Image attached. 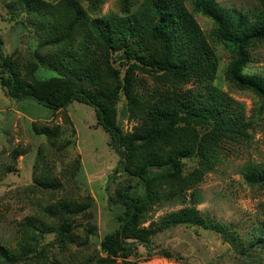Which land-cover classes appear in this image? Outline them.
I'll return each instance as SVG.
<instances>
[{
	"label": "trees",
	"instance_id": "1",
	"mask_svg": "<svg viewBox=\"0 0 264 264\" xmlns=\"http://www.w3.org/2000/svg\"><path fill=\"white\" fill-rule=\"evenodd\" d=\"M120 2L121 14L102 15L96 12L102 0H14L11 14L14 18L26 15L37 43L32 55L35 63L26 75H20L16 63L3 54L0 35V87L6 96L30 100L51 111L64 110L72 102L92 107L96 126L108 135V146L118 156L110 181L123 174L135 180L133 185L120 184L109 197L108 202L119 210L118 226L98 243L101 255L97 252L85 258L84 264H137L139 246L148 259L155 254L157 234L182 226L219 234L242 256L241 264H264L259 255L264 252V227L251 233L245 248L235 232L200 215L195 208L197 190L189 194L190 206L159 223L150 217L155 206L184 203L186 191L216 164L223 142L247 139L251 125L214 84L219 57L195 14L211 20V43H223L232 54L225 71L227 82L252 93L261 113L264 77L249 76L244 70L249 48L264 43V0H256L258 11L251 16L224 9L215 0H193L191 10L184 0ZM138 75L151 79L155 86H148ZM120 98L125 101L126 120L134 122L129 131L117 120ZM36 133L44 135L51 146L64 134L58 127ZM70 145L65 140L59 147ZM186 161H195L197 168L185 174ZM46 170L34 178L35 184L58 189L59 180ZM241 173L248 184L264 187V163L245 166ZM93 202L87 194L81 201L64 197L47 205V214L55 222L51 229L39 219L27 218L19 251L0 246V264L47 263L43 240L49 233L53 245L66 250L76 243L75 231L81 229L80 243L89 248L97 236L90 214ZM82 217L87 219L84 225L78 222ZM157 254L180 260L166 250Z\"/></svg>",
	"mask_w": 264,
	"mask_h": 264
},
{
	"label": "rangeland",
	"instance_id": "2",
	"mask_svg": "<svg viewBox=\"0 0 264 264\" xmlns=\"http://www.w3.org/2000/svg\"><path fill=\"white\" fill-rule=\"evenodd\" d=\"M13 1L0 0V35L4 42L2 52L16 63L20 75H26L27 68L35 63L32 55L37 43L30 25L26 24V15L14 18L11 14L10 5ZM184 1L187 9L191 10L193 0ZM215 1L224 9L250 16L258 11L256 0ZM121 10L120 0H102L96 12L102 15L121 14ZM195 20L219 57L214 84L219 85L233 100L243 121L251 125L247 127V139L223 142L220 151L216 152V164L204 173L194 188L186 191L184 203L176 201L155 206L150 217L159 223L170 213L190 206L189 194L197 190L199 197L195 208L200 215L235 232L247 248L251 233L264 227V187L248 184L241 172L245 166L264 163V110L259 112V103L252 93L237 90L227 82L225 71L232 54L223 43H211V20L200 14H195ZM17 21L23 25L20 26ZM248 51L250 60L244 73L264 77V43L255 44ZM44 53L47 50H41V54ZM137 77L145 79L148 86H155L151 79L142 75ZM184 88L196 89L193 85H185ZM124 105V99L120 98L116 106L117 120L124 131H129L134 122L126 120ZM55 127L64 134L59 136L53 146L44 135L36 133L39 129ZM65 140L71 145L60 150L59 146ZM117 161L118 156L108 146V135L96 126L92 107L72 102L64 110L51 111L30 100L11 99L0 87V246L19 251V242L23 241L22 226L27 218L39 219L51 229L55 222L47 214V205L64 197L81 201L89 194L94 201L90 212L91 221L97 228V236L89 248L80 243L81 229L75 231L79 237L76 243L65 247L66 250L54 246L53 234L49 233L43 240L47 248V263L25 260L15 264H84L85 258L95 256L97 252L101 255L98 243L118 226L119 210L108 199L120 184L135 183L134 179L124 174L110 181ZM75 163L78 164L76 170ZM185 164V174L197 168L195 161H186ZM43 169H47L48 176L59 180L61 186L58 189L35 184L34 178ZM78 222L84 225L87 219L78 218ZM153 249L155 254L146 259L145 249L139 246L137 264H241L243 260L239 252L219 234L195 227H176L157 234L153 238ZM259 249L257 247L254 251L258 253ZM161 250L169 251L180 260L160 256L157 253ZM80 254L83 258H80ZM259 255L264 261V252Z\"/></svg>",
	"mask_w": 264,
	"mask_h": 264
}]
</instances>
